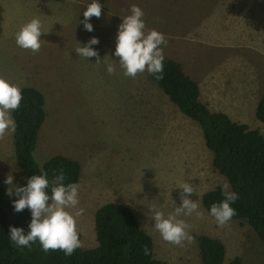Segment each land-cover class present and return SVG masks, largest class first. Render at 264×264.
Here are the masks:
<instances>
[{"label":"rangeland","instance_id":"1","mask_svg":"<svg viewBox=\"0 0 264 264\" xmlns=\"http://www.w3.org/2000/svg\"><path fill=\"white\" fill-rule=\"evenodd\" d=\"M90 2L0 0V77L20 88L34 87L45 97L46 120L35 158L43 166L62 155L82 167L79 204L66 209L75 218L82 248L97 245L96 211L107 203H121L151 235L155 257L165 264H203L201 235L223 241L224 264L237 258L239 264H264V248L246 222L230 219L220 227L202 204L207 191H230V185L213 167L214 155L201 127L179 111L150 73L124 76L119 58L111 55L118 25L130 14L131 4L138 5L145 31L164 34L163 56L179 62L202 85V100L209 101L214 91L232 94L221 104L218 95L210 100L211 110L228 111L232 120L264 135V123L256 118L264 94V0H99L101 17L90 19L94 31L88 32L82 21ZM34 17L43 32L35 54L15 40ZM91 37L100 41L93 46L100 63L97 57L87 60L75 52ZM108 63L115 67L112 74L106 71ZM227 100L233 105L227 107ZM13 134L0 136V185L18 199L15 187L23 186L24 174L16 164ZM8 175L14 177L12 185L5 183ZM184 182L194 188L188 196L199 201L202 215L177 217L187 223L193 239L174 245L154 229L151 210L165 217L174 213ZM80 208L83 213L75 216Z\"/></svg>","mask_w":264,"mask_h":264},{"label":"trees","instance_id":"2","mask_svg":"<svg viewBox=\"0 0 264 264\" xmlns=\"http://www.w3.org/2000/svg\"><path fill=\"white\" fill-rule=\"evenodd\" d=\"M156 75L162 78L157 79ZM151 79L183 115L201 127L205 145L214 155L213 167L228 180L230 191L239 195L231 204L236 210L231 219L246 222L264 248V135L232 120L224 112L209 109L200 98L199 84L173 59L164 57L163 72L151 74ZM21 90L23 99L20 107L12 111V118L16 123L13 134L16 164L24 174L23 186L28 177L40 174L41 170L47 173L50 182L62 169L65 184L80 183L82 167L74 159L55 155L43 166L37 162L34 152L46 120L45 97L34 87ZM256 118L264 123V94L258 102ZM224 191L217 187L202 196L208 213L213 203L224 199ZM48 192L50 195V188ZM13 200L0 185V264H165L155 257L151 235L141 227L131 208L121 203H107L96 211L97 245L93 248L80 246L71 256H66L61 250L45 253L38 241L31 247H18L9 238V226L23 228L27 234L31 214L27 208L15 212ZM198 243L203 264H224L227 248L223 241L201 235ZM239 263L237 258L230 264Z\"/></svg>","mask_w":264,"mask_h":264},{"label":"clouds","instance_id":"3","mask_svg":"<svg viewBox=\"0 0 264 264\" xmlns=\"http://www.w3.org/2000/svg\"><path fill=\"white\" fill-rule=\"evenodd\" d=\"M129 12L130 14L124 16L117 27L115 50L111 55L119 58L118 64L123 69L124 76L134 78L145 70L150 74H161L164 56L160 46L167 43L164 34L155 29L145 31L144 12L138 5L131 4ZM101 14L102 5L99 0H91L83 12L84 29L88 32L94 31L90 19L93 16L100 18ZM42 33L41 21L34 17L16 33V44L35 54L41 48ZM99 42L97 37H91L87 42L79 43L81 46L77 47L75 52L79 57L87 60L97 57L96 63H100L102 60L98 50L93 48ZM106 71L108 74H112L115 71L114 65L108 63ZM156 78L162 77L156 75ZM22 99L21 88L10 83L4 77H0V136H3L7 131H15L16 123L11 112L20 107ZM13 179L12 175H8L5 183L12 185ZM64 180L65 175L62 169L58 175H54L51 182L47 173L41 170L40 174L28 177L25 186L15 187L18 199L12 201L13 210L21 212L27 208L31 214L27 234L23 228L9 226V238L16 246L31 247L32 243L38 241L45 253L49 250H61L66 256H71L81 246L76 231L75 218L66 211L69 208H76L79 204L80 185L77 182L65 184ZM180 189H182L179 194L181 204L176 207L174 213L165 217L162 212L151 210L152 219L155 221L154 229L159 232L164 241L174 245H182L185 240L193 239L187 231V223L177 217L181 214L190 216L193 213L198 217L202 215L198 211L199 201H193L188 196L194 192L192 185L184 182ZM12 194L13 190L9 188L8 195ZM223 196L222 201L213 203L209 209V214L220 227L225 226L236 215V210L231 207V204L239 198L238 193L231 191H224ZM83 211L82 208L77 209L75 216H80ZM144 252L148 254L147 247Z\"/></svg>","mask_w":264,"mask_h":264},{"label":"crops","instance_id":"4","mask_svg":"<svg viewBox=\"0 0 264 264\" xmlns=\"http://www.w3.org/2000/svg\"><path fill=\"white\" fill-rule=\"evenodd\" d=\"M189 75V74H188ZM192 77V76H191ZM193 78V77H192ZM198 84H199V87H200V92H201V94H200V98H201V100H202V85H200V83L195 79V78H193ZM211 87H213V89H217L218 88V86H217V84H213V83H211ZM214 91V90H213ZM215 93V95L214 96H212V97H209V99L210 100H214L215 101V99H216V96L218 95L219 96V98H222V100H221V102H220V104L222 103V101H224V99L223 98H226V99H231L232 98V94L231 93H226V95H225V93H222V92H220V93H218L217 94V92L216 91H214ZM209 100V101H210ZM209 101H204V100H202V102H204L206 105H207V103H209ZM225 102H227V103H225V104H227L226 106L227 107H229L230 105H233V104H231V102L232 101H229V100H227V101H225ZM211 103V102H210ZM208 106V105H207ZM209 107V109H211L210 108V106H208ZM215 112H224V113H226L229 117H231V115H230V113L228 112V111H221V110H217V111H215Z\"/></svg>","mask_w":264,"mask_h":264}]
</instances>
